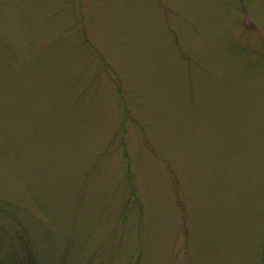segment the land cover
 I'll use <instances>...</instances> for the list:
<instances>
[{
	"label": "rangeland",
	"instance_id": "rangeland-1",
	"mask_svg": "<svg viewBox=\"0 0 264 264\" xmlns=\"http://www.w3.org/2000/svg\"><path fill=\"white\" fill-rule=\"evenodd\" d=\"M0 16V197L41 264H261L264 0Z\"/></svg>",
	"mask_w": 264,
	"mask_h": 264
},
{
	"label": "trees",
	"instance_id": "trees-1",
	"mask_svg": "<svg viewBox=\"0 0 264 264\" xmlns=\"http://www.w3.org/2000/svg\"><path fill=\"white\" fill-rule=\"evenodd\" d=\"M78 1L80 2V0H77V2ZM3 24L4 16H0V26ZM85 34L84 36H86ZM5 39L6 36L0 34V40L6 42ZM3 42L0 44V59L2 60V58H4V60H7L8 57H10L7 54L9 42L2 46V44H4ZM132 198L135 200L136 205L139 206V219L141 221L143 219L142 203L137 195L135 187L132 193ZM8 201L9 200L0 197V264H41L40 255L32 237L30 236V232L23 227L22 220L19 217L20 211L18 206L9 203ZM17 219H20L21 221H16ZM12 224L15 225L21 237L12 230ZM261 264H264V245Z\"/></svg>",
	"mask_w": 264,
	"mask_h": 264
}]
</instances>
